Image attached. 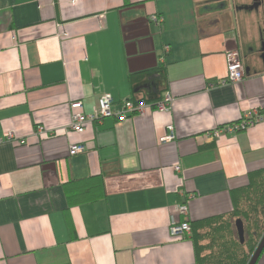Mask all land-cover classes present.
<instances>
[{"label":"crops","instance_id":"0c3cea01","mask_svg":"<svg viewBox=\"0 0 264 264\" xmlns=\"http://www.w3.org/2000/svg\"><path fill=\"white\" fill-rule=\"evenodd\" d=\"M234 8L227 0H0V264H197L189 237L171 234V216L231 213L232 190L264 169V122L207 135L264 109V29L235 24ZM230 51L255 70L211 86L227 75ZM107 93L117 109L167 93L174 101L166 112L71 131L73 113H93ZM169 125L176 138L162 141ZM74 143L87 151L71 155ZM92 176L103 179V195L70 205L65 184Z\"/></svg>","mask_w":264,"mask_h":264},{"label":"trees","instance_id":"16d2710c","mask_svg":"<svg viewBox=\"0 0 264 264\" xmlns=\"http://www.w3.org/2000/svg\"><path fill=\"white\" fill-rule=\"evenodd\" d=\"M65 188L70 205L94 201L104 192L100 176L70 180ZM232 200L233 210L227 215L189 220L197 264H248L259 245L264 235V169L250 172L247 186L232 190ZM237 219L244 223V242Z\"/></svg>","mask_w":264,"mask_h":264},{"label":"built area","instance_id":"2783aa9c","mask_svg":"<svg viewBox=\"0 0 264 264\" xmlns=\"http://www.w3.org/2000/svg\"><path fill=\"white\" fill-rule=\"evenodd\" d=\"M150 21L157 27H161L164 18L157 14H151L149 17ZM170 51L169 45H164L163 52L164 54ZM161 60H164V55L161 56ZM246 77V67L240 58L238 53L229 52L228 53V70L225 78L218 80L215 83H212L211 86L217 84H227V83H238ZM174 101V97L167 93L162 98L152 102L144 98L132 100L126 99L122 102V106L117 109L114 107L115 99L110 94H104L99 97L98 106L95 108L94 112L91 114H85L81 111H75L72 115V121L69 124V129L75 132H82L85 128V125L90 121H99L101 122L104 118L107 117H116L118 120H124L126 118L144 115L149 108H155L159 111L166 112L169 111L171 105ZM73 108H81L82 103L75 101L72 104ZM264 122V109H250L245 111L242 116L234 121L227 124H222L210 131L207 132V135L211 138H219L226 134L237 133L245 131L248 128ZM168 134L162 137V141H172L176 138L174 132V126H168ZM38 132L40 134L45 133V128L42 126L38 127ZM10 137L11 134H9ZM87 151V146L84 143H74L69 147V153L71 155L83 153ZM181 167L179 165L175 166V170L179 171ZM177 211L184 215H188V204L182 203L177 207ZM171 234L178 238L190 237L192 234V228L188 220L178 221L174 215L171 216V225H170Z\"/></svg>","mask_w":264,"mask_h":264},{"label":"rangeland","instance_id":"374dc122","mask_svg":"<svg viewBox=\"0 0 264 264\" xmlns=\"http://www.w3.org/2000/svg\"><path fill=\"white\" fill-rule=\"evenodd\" d=\"M227 1H229V3L232 6L235 4V8L233 9V10L236 9L233 12V18H234L235 24H237V22H254L256 28H259L260 26L264 29V5L258 10L256 9L239 10L240 7L238 3H240V1L242 0H227ZM244 1L249 2V3L253 2V0H244Z\"/></svg>","mask_w":264,"mask_h":264},{"label":"water","instance_id":"95a60500","mask_svg":"<svg viewBox=\"0 0 264 264\" xmlns=\"http://www.w3.org/2000/svg\"><path fill=\"white\" fill-rule=\"evenodd\" d=\"M255 6L258 7V3H256ZM262 57H264V53L262 54ZM249 73H250V67L247 66L246 67V74H249ZM236 228H237V232H238V235H239L241 242H244V240H245V228H244V223L241 219L236 220ZM263 250H264V235H263L259 245L257 246L255 252L253 253L248 264H256L259 257L261 256Z\"/></svg>","mask_w":264,"mask_h":264},{"label":"flooded vegetation","instance_id":"af4514ba","mask_svg":"<svg viewBox=\"0 0 264 264\" xmlns=\"http://www.w3.org/2000/svg\"><path fill=\"white\" fill-rule=\"evenodd\" d=\"M256 3H258V7L255 6ZM263 5H264V0H253V2L239 5V7L240 8H243V9H252V10L253 9H256V10H258ZM262 36H263V38H262V40H263L262 41L263 47H262V49L260 51V56L262 58V60H261L262 63H264V57H262V54L264 53V30H262ZM249 67H250V70H255V68L252 69L251 66H249Z\"/></svg>","mask_w":264,"mask_h":264}]
</instances>
